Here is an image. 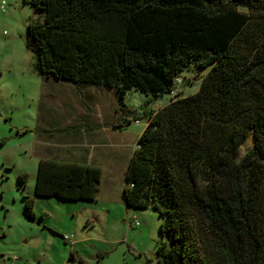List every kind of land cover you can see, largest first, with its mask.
<instances>
[{
    "label": "trees",
    "instance_id": "obj_1",
    "mask_svg": "<svg viewBox=\"0 0 264 264\" xmlns=\"http://www.w3.org/2000/svg\"><path fill=\"white\" fill-rule=\"evenodd\" d=\"M26 1V47L47 81L114 88L123 102L206 71L195 93L145 111L123 198L160 212L156 264H264V0ZM101 178L42 159L25 213L35 219L36 198L95 201Z\"/></svg>",
    "mask_w": 264,
    "mask_h": 264
},
{
    "label": "rangeland",
    "instance_id": "obj_2",
    "mask_svg": "<svg viewBox=\"0 0 264 264\" xmlns=\"http://www.w3.org/2000/svg\"><path fill=\"white\" fill-rule=\"evenodd\" d=\"M34 18L26 0H0V264H76L72 254L88 264H156L162 216L127 207L125 174L145 111L195 93L206 71L187 69L162 98L131 90L123 102L114 88L47 81L26 47ZM43 150L45 159L99 167L97 202L36 198L30 219L25 198L34 195Z\"/></svg>",
    "mask_w": 264,
    "mask_h": 264
},
{
    "label": "crops",
    "instance_id": "obj_3",
    "mask_svg": "<svg viewBox=\"0 0 264 264\" xmlns=\"http://www.w3.org/2000/svg\"><path fill=\"white\" fill-rule=\"evenodd\" d=\"M93 138H95L94 136L93 137H91V139H93ZM3 146H4V144H3ZM3 146H0V148H2ZM48 148H46V150H47ZM43 152H44V154H45V156L43 155L42 156V158L40 159V161L42 160V159H45V157L49 154V153H45V150H43ZM90 155V154H89ZM48 159H50V158H48ZM51 159H53V158H51ZM56 158H54V160H55ZM71 159H75V157H72ZM40 161H39V163H40ZM77 163V162H76ZM85 163H88L87 161H85ZM92 164H93V162H92ZM98 195H99V193H98ZM98 197V196H97ZM124 199V198H123ZM75 202H78V201H75ZM79 202H83V201H79ZM84 202H87V204L88 203H91V202H97V198H96V200L95 201H84ZM126 203V202H125ZM69 261H73V262H76V264H77V260H71V258H70V260Z\"/></svg>",
    "mask_w": 264,
    "mask_h": 264
},
{
    "label": "built area",
    "instance_id": "obj_4",
    "mask_svg": "<svg viewBox=\"0 0 264 264\" xmlns=\"http://www.w3.org/2000/svg\"><path fill=\"white\" fill-rule=\"evenodd\" d=\"M4 6H5V4H4V2H3V4H2V8H4ZM177 80H179V79H177ZM65 239H66V240H72L69 236H66ZM14 259H17V258H14Z\"/></svg>",
    "mask_w": 264,
    "mask_h": 264
}]
</instances>
